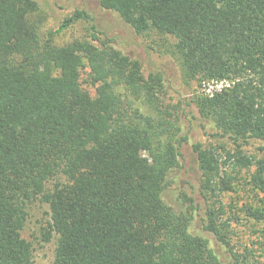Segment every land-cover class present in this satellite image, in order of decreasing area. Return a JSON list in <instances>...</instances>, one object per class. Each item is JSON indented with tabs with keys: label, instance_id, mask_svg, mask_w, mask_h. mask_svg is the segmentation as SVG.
Wrapping results in <instances>:
<instances>
[{
	"label": "trees",
	"instance_id": "16d2710c",
	"mask_svg": "<svg viewBox=\"0 0 264 264\" xmlns=\"http://www.w3.org/2000/svg\"><path fill=\"white\" fill-rule=\"evenodd\" d=\"M100 5L138 35L174 38L187 80L230 82L191 99L212 134L232 142L193 144L200 187L211 200L253 168L249 183L261 204L247 213L263 223L264 242V160L245 150L251 140L264 142V0ZM43 20L38 0H0V264H33L22 231L37 199L51 210L44 240L58 235L54 264H228L191 230L194 209L177 212L163 198L188 141L180 126L186 100L167 101L164 72L146 75L85 9H74L46 38ZM81 22L88 38L54 41ZM228 226L214 207L202 216L204 231L238 264Z\"/></svg>",
	"mask_w": 264,
	"mask_h": 264
},
{
	"label": "rangeland",
	"instance_id": "374dc122",
	"mask_svg": "<svg viewBox=\"0 0 264 264\" xmlns=\"http://www.w3.org/2000/svg\"><path fill=\"white\" fill-rule=\"evenodd\" d=\"M44 14L41 26V36L46 38L51 30L59 28L63 20L76 8L85 9L90 13L98 28L114 40V45L122 52L137 58L143 65L144 73L161 70L170 84V93L166 100L172 103L185 99L186 114L181 115V132L188 136V141L182 147L181 164L169 175V182L163 192L164 200L177 212L190 207L195 211L191 230L201 233L210 239L212 246L222 258L231 264L233 258L221 246L212 234L202 228V216L206 217L211 207L216 210L220 221L229 223L227 238L230 247L238 258V264H264V242L261 238L263 223L258 222L247 213V207L256 208L261 204V194L249 183L252 169L244 170L240 180L233 184V188L223 191L211 200H207L200 187L201 173L197 153L193 144L202 143L203 146L225 144L232 147L228 138H221L212 134L209 120L201 116L198 109L191 102L195 93L211 94L226 81H211L202 84L190 81L183 76L182 69L173 54L174 38L163 36L156 32L138 35L120 15L103 8L100 0H38ZM89 37L86 23H76L54 37L58 44H65L75 39ZM87 69L82 72V79L87 77ZM84 86L93 94L94 88L86 83ZM245 150L256 159L264 160V142L251 140ZM62 179V178H61ZM55 180L50 181L52 187ZM217 199V200H212ZM214 204V205H213ZM28 218L22 231L23 236L33 246V264H54L58 235L52 233L50 240H44V231L51 222V210L47 202L37 199L30 203Z\"/></svg>",
	"mask_w": 264,
	"mask_h": 264
},
{
	"label": "built area",
	"instance_id": "2783aa9c",
	"mask_svg": "<svg viewBox=\"0 0 264 264\" xmlns=\"http://www.w3.org/2000/svg\"><path fill=\"white\" fill-rule=\"evenodd\" d=\"M225 86H230V82L226 81V85ZM222 87H224V85L221 84L220 88H222ZM220 88H218V89H220ZM211 94H212V92H211Z\"/></svg>",
	"mask_w": 264,
	"mask_h": 264
}]
</instances>
